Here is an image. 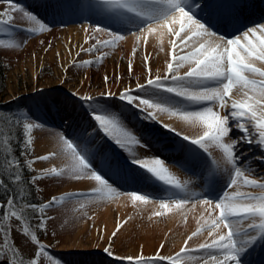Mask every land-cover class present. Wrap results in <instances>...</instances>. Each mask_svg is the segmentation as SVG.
<instances>
[{"label":"snow or ice","instance_id":"obj_1","mask_svg":"<svg viewBox=\"0 0 264 264\" xmlns=\"http://www.w3.org/2000/svg\"><path fill=\"white\" fill-rule=\"evenodd\" d=\"M10 5L11 8L22 11L28 20L34 21L39 28H27L23 31L34 33L36 31L51 30L50 27L39 20L34 14L18 9L13 0H0ZM245 0H91L87 5L90 8L103 10L107 6L114 10L115 21L135 26L132 35L137 40L144 34L153 35L159 33L162 38L166 33L171 37L172 54L167 63V73L163 78L149 77L146 83H137L135 89L125 88L119 93L118 98L126 102L127 106L140 109L141 117L149 122L156 116L153 111L167 113L169 117H178L185 123L199 124L204 128L202 135L191 138L183 135L182 141L174 145V149L184 155L183 161H174L175 164L193 171L209 185V193L198 196L193 193L195 202L208 205L219 215L207 226L210 240L200 243L196 249L188 247V242L200 235L203 231L197 228L184 241V247L174 256H164L157 253L153 257L145 258L142 254L138 257H127L134 264H182L183 258L194 259L196 253L201 264H244L243 257L249 249L258 242H264V176L257 177L255 169H245L242 155L238 154V145H253L261 150V155L253 159L264 162V70L255 66L256 62L264 63V23L255 26H247L241 30L239 27V9ZM83 0H56L57 11H83ZM197 13L214 17H228L231 27L237 35L235 38H225L224 35L216 36V33L197 18ZM13 17L8 10L0 11V33L9 32ZM111 40L101 41L96 38L95 44L82 51L97 52L99 46H111L116 41L123 40L125 33L119 30L96 27L93 32H105ZM260 35H257V33ZM242 33V36L239 35ZM203 37L213 38L209 42H203ZM251 37V38H250ZM243 41V42H242ZM0 45L5 47H18L12 40H0ZM179 49V52H177ZM59 55V53H57ZM136 50H133V56ZM88 64L92 61L85 62ZM145 70L147 57L143 62ZM188 65V70L179 74L181 67ZM133 70L129 63V73ZM251 77H259L254 79ZM119 79V77L117 78ZM105 83L108 77H104ZM238 89L242 99H232V92ZM134 93H140L136 95ZM172 94L179 99H172ZM74 96L77 93H72ZM103 96L117 95L111 91L101 93ZM89 109L88 115L96 122L95 126L89 125L85 120H76L70 116L64 117V123L69 132L61 129L57 151L46 155L26 159L25 165L30 172H37L33 165L37 161L48 162L57 155H63L70 160L67 168H57L55 165L42 169L38 174L32 175L27 181L29 185L39 191L38 181L45 179H63L65 176L73 180H94L100 187L97 191L110 188L109 177L103 171L107 168L113 174H119L124 170L114 156L102 152L98 147L91 145V140L100 131L104 136L113 141L120 149L130 156L127 165H138L147 174L165 185L184 191L185 187L174 180L165 167V161L159 157L151 159H138L134 146L140 145L148 148L143 139L134 134L122 119V114L114 113L105 105L97 102L92 96H79ZM138 101V103H137ZM230 101V103H229ZM219 109H230L225 115H221ZM21 120L23 122L21 125ZM7 123L11 129L18 125L22 127V139L12 130L0 131V138L8 147L6 153H0V187L8 188L7 180L13 185H21L24 168L19 157L13 151L14 142L21 146V156L28 157L33 151L34 130L43 128L39 118L30 114H22L21 117H9L7 121H0V130ZM169 131H174L170 126ZM242 133L240 136L232 135L233 131ZM181 136L180 132L175 133ZM10 141L13 142L10 144ZM183 141H187L185 144ZM196 146V147H193ZM214 146L222 153L220 160L210 162L204 154L209 147ZM167 146H165L166 148ZM203 150V151H200ZM194 167H189L193 166ZM223 175L229 177L227 183L221 187ZM252 191H242L241 188ZM235 188V191L230 189ZM258 190V191H255ZM24 190L7 193L6 202L0 201V216L3 220L15 218L25 235H31V241L36 246L35 252L29 257V264H40L41 255L48 256L45 246L40 242L35 233H29V225L40 231H46L47 222L53 217L46 215L47 211L63 203L65 200L81 198L79 195L52 196L47 202L39 204L28 203L24 200ZM133 200L143 203L148 202L144 195L133 194ZM189 198L173 200L177 208L189 203ZM162 209H168L169 204L161 202ZM19 208V210H17ZM25 209H30L34 215L25 214ZM162 215V213H157ZM247 222V223H245ZM223 225L226 233L217 230ZM119 225L117 232L119 231ZM3 231L4 246L8 247V237L12 227L0 229ZM117 232H113V237ZM163 245H161V249ZM15 253V248L11 249ZM109 255L113 253L105 249ZM6 257L0 254V261H6ZM48 259L52 258L48 256ZM117 259H120L117 257ZM7 264H16L15 256ZM53 264L55 262L53 261Z\"/></svg>","mask_w":264,"mask_h":264},{"label":"rangeland","instance_id":"obj_2","mask_svg":"<svg viewBox=\"0 0 264 264\" xmlns=\"http://www.w3.org/2000/svg\"><path fill=\"white\" fill-rule=\"evenodd\" d=\"M13 2L18 9L34 14L51 29L34 33L23 31L27 28L38 29L39 25L28 20L22 11L11 8L7 3L0 2V11L8 10L13 17L10 25L4 26L11 28V34L9 32L0 33V40H12L19 45L11 48L0 45V59L7 68L6 95L2 101L6 103L17 101L23 114H30L32 117L39 118V122L44 125L43 128L34 130L32 134L34 136L33 151L28 157L33 159L36 156L57 151L56 145L59 142L61 129L69 132V134L71 132L67 128V124L64 123L66 116L73 117L74 122L82 119L89 125L95 126L96 122L88 115L89 109L85 102L79 99V96H92L112 112L122 114V119L127 127L149 145L148 148L136 145L134 146L135 152L141 149L150 152L152 157H159L164 160L165 167L169 166L168 168H170H167L169 174L185 187L184 191L177 190L170 185H165L162 181L156 180L150 174L147 175L144 169L127 168L126 166L119 174H113L107 168L103 169L109 177L110 188H105L102 191H97L100 186L90 179L73 180L65 176L63 179L38 181L39 196L44 202H47L52 196L79 195L81 197L65 200L47 211L46 215L53 217V219L47 222L46 231H41V239H39L40 231L29 225V233L37 235V238L45 246L48 256L52 258L49 260L48 256L42 254L40 264H53V261L55 264H134V261H129L127 257L135 258L142 254L147 259L157 253L167 256L169 254L167 252L173 253L175 251L174 245L176 248L178 247L180 237L174 245L170 239V241L160 243L158 247L159 240H155V244L148 251L144 247L145 244L137 243L139 240L137 233L140 234L142 230L152 231L157 225V221L159 224H167L165 217L173 212L180 213L177 228L185 230L182 232L181 241L186 234V228L198 227L203 229L202 233L192 240H197L204 232H207V223L216 218L219 212L218 210L213 212L211 209L209 211L208 208L203 211L201 206L204 204L195 202L192 194L205 196L209 193L210 185L202 180L199 175H194L193 171L175 164L174 161H179L175 157L159 154L153 148L155 142L147 138V134L158 133L164 137L166 143L179 144L183 135H186L182 132L187 133L190 129L189 132L202 135L204 128L199 124L185 123L178 117H169L167 113H161L158 110H150L154 112L156 119L149 122L142 119L139 108L133 106L125 108L126 102L118 98L119 93L125 88L135 89L138 82L146 83L149 77H164L167 73V63L172 54L171 37L168 41L169 49L164 51L168 57L160 65L153 64L152 66L147 62L146 67L151 70L149 73L143 64L145 56L151 54L146 46H141L139 40L133 48L124 44L126 38L134 36L132 32L135 31V26L115 21L117 18L114 10H110L107 6L103 10H98L87 7L91 0H83L85 5L83 11L74 12L70 10L57 11L55 9L56 0H13ZM263 10L264 0H245L238 12L241 20L240 29L243 30L247 26L264 23L262 21L264 18L262 16L264 15ZM256 13H258L257 17L254 16ZM197 18L211 28L216 36L224 35L227 39L235 38V35L238 34L233 31L231 23L221 25V17L197 13ZM101 26L109 30L123 31L125 38L116 41L111 46L98 45L99 51L97 52L82 51L81 49H88L95 44L96 38L101 41L111 40L107 31L93 32L94 28ZM225 26L231 27L229 33H223L222 28ZM72 28H77V31L70 32ZM83 29L87 32L84 33ZM76 33L79 38L75 37ZM239 35L242 36V33ZM257 35L260 33L258 32ZM211 39L214 37L202 38L205 43ZM134 49L136 50L135 56H133ZM88 61L93 63H85ZM130 62L133 68L131 73H129ZM255 66L264 70V63L256 62ZM187 70L188 65L185 64L184 67L180 68L179 74L183 75ZM105 76L108 77L107 83L104 81ZM118 77L119 79H117ZM251 78L260 79L259 77ZM109 91L117 95H101V93ZM73 92L77 95L74 96ZM134 94L140 95V93ZM163 95H170L173 100L179 99L172 94L163 93ZM242 98L240 91L234 89L232 99L239 100ZM215 110L219 111L221 115L230 111V109H219L218 107ZM176 122H184L188 129L178 128L179 130H177V127L173 126V123ZM165 125L170 126L174 131H169V128L164 127ZM176 132H180L181 136H174ZM232 135L240 136L242 133L234 130ZM183 143L187 144L186 141ZM91 145L112 156H116V153L112 151V146L119 149L113 141L100 131L91 140ZM45 149H48L49 152L42 154ZM208 151L212 155V162L222 156L219 149L214 146H210ZM120 154L122 155L121 152ZM238 154L242 155V160L245 161L243 164L245 169H255L257 177L264 176V163L253 159V157L261 155L259 148L241 143L238 145ZM53 165L57 168H67L70 165V160L65 159L63 155H57L48 162L37 161L33 165L37 170L34 174L36 175L40 170ZM141 173L146 174L145 180H139L138 176ZM219 178L222 181L221 187L229 179L227 175ZM241 190L249 191L250 189L242 187ZM230 191H235V188L230 189ZM133 194L146 196L148 202L133 200ZM179 198H189L190 202L177 208L173 200ZM161 202L168 203V209H162L160 207ZM108 206H111L113 213L111 223H108V220L101 214V210ZM119 210L122 211L123 217L118 219ZM190 210L193 211L192 218L188 216L187 211ZM157 213H162V215H157ZM195 215L201 217L198 218ZM203 215H207V218L204 219ZM206 220L210 221L206 222ZM3 221L4 223L0 221V229H7L11 226L12 232L8 237V247H5L3 231H0V254L7 258L6 261H0V264H7V261L13 260L14 256L16 264H29V257L36 250L34 242L31 241V235L23 233L15 218L10 217ZM118 225L120 227L117 232ZM221 229L227 230L223 228V225H221ZM113 232H117L115 237L112 235ZM192 240L188 242V247L193 245ZM184 241L176 252L184 247ZM59 245L87 248V250L65 254L57 252ZM161 245H163L162 249ZM13 247L15 253L11 250ZM106 248L113 254L109 255L105 251ZM154 249H156L154 255L147 254L152 253ZM176 252L171 256H174ZM193 255L195 256L194 259L183 258L182 264L201 263L200 258L195 253ZM118 256L126 257L117 259Z\"/></svg>","mask_w":264,"mask_h":264},{"label":"bare ground","instance_id":"obj_3","mask_svg":"<svg viewBox=\"0 0 264 264\" xmlns=\"http://www.w3.org/2000/svg\"><path fill=\"white\" fill-rule=\"evenodd\" d=\"M73 30L77 31V28H72V30H70V32H72ZM86 32L87 31L84 30V33H86ZM75 35H76L75 36L76 38H79L77 33ZM169 40H170V37L166 33L164 34V36L162 38L160 37L159 33L153 34V35L144 34V35L141 36V39L139 40L141 42V46H146V48L151 52L150 55L148 54L147 56H145V57H147V60H148L147 62L149 63V65L153 66V64L160 65V64L164 63L166 57H168V55L164 51L169 49V46H168L169 45L168 44ZM137 41L138 40H137L136 36H130V37L125 39V43L124 44L128 45L129 48H133V46H135ZM136 67H138V64H136ZM173 126L175 128L177 127L176 128L177 130H179L178 128H182V129H185V130L188 129L187 127H185L187 125L184 122H182V123L176 122L175 124L173 123ZM189 130L187 131V133H184V132H182V133L188 135L191 138H196V137L199 136L198 133H192V132H189ZM174 136H176V135H174ZM147 138L151 139L153 142H155L154 143L155 146H157L159 152L163 153L164 156L173 157V158L175 157V159H177L179 161H183L184 160V155L180 151H177V150L174 149L173 146L176 145V144H168V143H166L164 141V137L160 136L158 133H156V134H147ZM186 143H188V142L186 141ZM165 146H167V147L165 148ZM47 150L48 149L43 150L44 152L42 154H45V153L49 152ZM112 151L114 153H116L117 157L116 156H114V157L118 161H120L121 164L125 165L127 168L140 169L138 165H127L126 164V161L130 160V156L123 149H120V148L118 149L117 147H113L112 146ZM119 151L122 153V155L120 154ZM135 153H136V158H138V159H151L152 158V156H151L152 154L150 152H148V151L146 152V151H142L140 149V150H138ZM179 158H181V159H179ZM218 160H220V159H217L215 161H218ZM192 167H194V165ZM168 169H170V168H168ZM145 176H146V174L141 173V174H139L138 178H139V180H145L146 179ZM78 189H82V188H78ZM73 190H77V189H73ZM249 191H251V190H249ZM255 191H258V190H255ZM121 205H120V207H122ZM117 207L119 209H121L119 206H117ZM206 208H208V210L210 211L209 206H206V205L201 206V209L203 211H205ZM121 210H123V208ZM121 210L118 211V215H117L118 219L120 217H123V214L121 213L122 212ZM101 211H102L101 214H103L104 218L106 220H108V223H111V218H113V216H112L113 213H112L111 206H108V207L104 208ZM187 212L189 214L188 216L190 218H192L193 217V211L190 210V211H187ZM179 216H180L179 212H173L171 214H168L165 217L167 219V224H162V223L159 224V221H157L158 223L156 222L157 225H155V227H154V229L152 231L148 232L147 230H142L140 232V234L137 233V235L139 236V238H138L139 240H138L137 243L141 242L142 245L145 244L144 245L145 249L150 251V249L155 244L154 243L155 240H159V242L157 244V247H158L160 243H164V241H170V239H171V241L173 243L172 245H174L177 242L178 238L180 237L178 247L176 248L175 245H174V248H175L174 252H176L182 246V243H183L184 239L187 238V236H189L192 232H194L196 230V228H198V227L186 228L187 229L186 232H185L186 234H185V236L183 237V239L181 241V236H182V232H183L184 229L183 228H177V225L179 223ZM199 216L195 215V217H198V218H199ZM203 218L206 219L207 215H203ZM213 219H215V218H213ZM209 221L210 220H206V222H209ZM211 222L207 223V225L210 224ZM217 231L219 233H226L227 232V230L221 229V226H220V228ZM205 240H210V237L208 236L207 232H204L203 235H201L197 240H192V242H193L192 244L193 245L190 246V247L197 248L198 245L200 243L204 242ZM83 250H87V248L72 247V246H67V245H59L57 247V252L65 253V254H69V253H73V252L77 253V252H80V251H83ZM155 251H156V249H154V251L152 253H147V254L154 255ZM167 253H169L167 256H171L173 254L172 252H167ZM247 254H250L251 256L252 255L253 256H261L259 254H255V249L253 248V246L249 249V251L245 254V256ZM262 255H263V253H262ZM245 256L243 257V259L245 258ZM118 257L119 258H124L126 256H122V257L118 256ZM197 257L200 258L198 255H197ZM261 262L262 263L264 262V258L262 256L257 260V263H261ZM196 264H201V263H196ZM244 264H246L245 263V259H244Z\"/></svg>","mask_w":264,"mask_h":264},{"label":"trees","instance_id":"obj_4","mask_svg":"<svg viewBox=\"0 0 264 264\" xmlns=\"http://www.w3.org/2000/svg\"><path fill=\"white\" fill-rule=\"evenodd\" d=\"M6 70H7V68H6L4 62L0 59V121H7L9 117H21V115L23 114L21 107L19 106L17 101L10 102V103H8V102L6 103V102L2 101L6 95V88H7ZM23 122H27V121L21 120V125ZM9 130L14 131L16 133V135L22 139L23 129L21 126L18 125L15 129H11V126L8 125L7 123H5L3 126V129L0 131L7 132ZM12 143L13 142L10 141V144H12ZM7 151H8V147L3 144L2 138H0V153H6ZM13 151H14L15 155L17 157H19L21 165L24 168L23 181L21 182V185H13L7 180V178H6L7 174L5 173L4 174L5 175V183L8 184V188L5 189L3 187H0V201L6 202L7 193L13 192V191H19V188L22 186L24 193H25V196H24L25 202L34 203V204H39V203L44 202L42 200V198L39 196V191H37L35 188H33L31 185H29L27 183V181L30 179V177L32 175H35L33 172L28 171L27 167L25 165V160L26 159L30 160L31 158L30 157L26 158L24 156H21V146H20V143L18 141L14 142ZM17 210H19V208ZM25 214H27L29 216L34 215V213H32V211L30 209H25ZM0 217H1L0 221L2 223H4L2 216H0ZM35 223H36V221L33 220L32 224H30V226L33 229L40 231L38 228H35L32 226ZM41 238H42V235H41V231H40L39 239H41ZM53 248H56V247H53Z\"/></svg>","mask_w":264,"mask_h":264}]
</instances>
